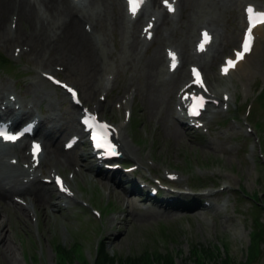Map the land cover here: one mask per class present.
I'll use <instances>...</instances> for the list:
<instances>
[{
	"label": "rangeland",
	"instance_id": "rangeland-1",
	"mask_svg": "<svg viewBox=\"0 0 264 264\" xmlns=\"http://www.w3.org/2000/svg\"><path fill=\"white\" fill-rule=\"evenodd\" d=\"M7 15L8 11H6ZM235 18L236 15L233 12L230 13L227 35L233 38L227 47L237 45L240 37ZM120 44V34L117 31L110 35L107 45V50L112 53L109 55L104 51L109 61L113 57L117 58L118 66V61L120 62L121 59L119 57ZM11 45L9 48H0L1 53L9 60L12 53ZM154 47L156 44L152 50ZM227 47L224 50L226 54L230 51ZM160 52L162 55V48ZM24 60L25 58L21 62L23 63ZM84 63H86L85 60ZM84 63H72V68L66 74L69 79L80 86L82 91H85L87 83H90L87 80ZM217 66L216 61L213 65L215 73L218 71ZM141 68L136 70L138 74L139 72L146 73V68ZM26 69H31V67L21 65L22 71L26 72ZM247 69L252 70L248 66H242L235 73L234 78L243 74L242 71L247 72ZM19 71L17 70V73ZM119 71L117 87L104 102L101 112L108 117L116 118L119 113L114 106L115 100L122 96L130 83L133 82L138 86L134 102L136 122L128 126L125 133L127 143L134 152H131L130 156L125 154L124 158V160L129 159L127 164L135 161L142 163L141 168L137 170L136 177L138 179L148 177L151 169L158 176H164L167 170L176 171L178 169L181 176L187 178L185 182L191 184L198 182L200 179L198 175L207 180L212 179L219 184L226 183L229 178L234 189L231 198L227 200V207H220L222 210H218L215 206L214 208H203L198 196L185 198L181 195L178 204L186 209L185 216L175 214L174 210L168 207L162 208L164 212L154 211L152 206L144 209L143 204L146 202L140 203L138 200L140 196L135 197V202L132 201L131 191H129L132 185L127 183V180L133 177L132 174L127 177L119 172L115 181L110 184L105 178L110 177L109 175L102 172L95 173V170L84 173V170L77 175L75 184L80 191L85 192L82 193L84 199L92 198V203L101 209L102 216L95 215L90 207H85L78 202L69 208L51 205L45 208L39 207L35 218L23 211H17L13 205H0V221H3L0 233L6 236L8 242L0 245V264H58L61 262V256L57 255L58 249L64 250V255L66 259H69L70 264H81L80 253L83 251L87 259L93 263L99 240L104 242L105 250L112 257L118 258V261L121 258L129 260L131 257H140V262L145 263L146 258L141 255L148 251L153 256L157 252L162 255L159 259L155 255L149 263L167 264V257L175 254V264H199L200 260H197L193 254L199 249L203 255L200 258L203 262L200 261L201 264H218L215 259L221 256H225L224 258L230 264L248 262V264H264V240L258 246L261 255L257 259L250 261V255H248L252 230L256 226L254 218L259 217V222L264 225V207L258 211L256 201L252 197L255 193L264 194V157L261 159L259 156L260 144L256 140V133H250L247 123L241 118L236 121L226 120L229 114H220L219 119L214 123L213 140L209 141V137L197 134L194 129H185L173 118L174 94L177 87L172 88V98L168 104L167 100L156 98L153 91L144 86L142 83L144 78L139 79L138 74L137 77L126 75L123 65L120 66ZM28 75L19 78V88L24 89L25 80L30 81L31 78H35ZM214 75L211 71L207 73V78L211 80ZM0 78L5 82L15 81L10 73L2 69H0ZM128 79L132 82H128ZM254 80L256 77L253 76L243 81L253 83ZM237 86L240 92L243 83ZM253 88L256 92L257 88ZM94 96L97 97V94L93 93L91 97L86 96V98L91 101ZM86 98L84 97L85 101H87ZM240 103L242 107L248 102L242 97ZM67 109L73 110L68 105L61 108L62 112ZM222 119L224 125L220 126L218 122ZM251 120L253 123L263 122L259 124L258 129L263 138L262 147H264V97L255 101ZM61 133L62 130L57 129V134ZM145 139L147 142L143 144ZM254 143L256 146L253 148ZM148 145L147 149L144 148ZM84 151L87 155L89 154L87 150ZM78 153L80 150L74 155L77 156ZM151 160L155 161V165L150 163ZM177 184L183 187L185 183L177 182ZM239 184L249 195L241 193ZM137 192L142 194V190ZM218 196L211 197V199L222 204L225 197L224 195ZM145 211L146 214H143L142 212ZM128 260L125 264H129ZM117 264L121 263L117 262Z\"/></svg>",
	"mask_w": 264,
	"mask_h": 264
},
{
	"label": "bare ground",
	"instance_id": "bare-ground-1",
	"mask_svg": "<svg viewBox=\"0 0 264 264\" xmlns=\"http://www.w3.org/2000/svg\"><path fill=\"white\" fill-rule=\"evenodd\" d=\"M95 2L102 5L103 12L98 16L83 13L85 16H88L90 20L92 19L97 23L100 19H108L107 14L109 7L110 9H115V7L121 8L122 5H124L123 0H95ZM71 3H73L71 0H0V36L6 38L7 41L24 37L30 39L36 49L35 55L41 62H43L41 59V52L43 50L51 52L54 57L60 56V53L62 55L65 54L73 62H75V59H78V62L84 63L85 60L86 63H84V65L85 70L88 72V81L92 82L91 87L89 85L84 93L86 96V94L90 93V90H96V78L99 73H101V70L104 69V62L98 57L99 50L91 43L89 36L86 31L82 29L79 20L76 18V13L78 11L75 9L77 6L74 7ZM221 7L222 5H220V3L213 0H185L184 9L186 13H184L182 17L183 20L181 21L179 35L175 33L174 27L168 26V28L172 30V34L174 38H176L175 40L178 42V45L185 46L184 44L187 43V41L191 43L195 38L198 26L195 27L197 20L194 18L198 16L197 19L199 20L203 15L208 14L213 9L216 13L217 9ZM6 11H8L7 16ZM203 11H205V13L201 16L200 14ZM13 12L19 15V26H21L20 24H22V22L29 25L27 30H17L18 32L14 35L10 33V29L8 32V25H6L8 17L10 16V20ZM212 17L214 18L213 15ZM119 18L120 15L116 12V14L110 17V20L113 25L115 24L117 27H123V23ZM238 18L241 20V14H238ZM48 26L50 27L48 28ZM132 36L133 42L130 45L134 46L136 39L135 32L132 33ZM231 38L233 37L229 34L224 36L220 43V51L225 49ZM49 45L54 47H47ZM219 54L220 53H218V55ZM129 55L130 53L125 54V58L129 59ZM147 60L146 65L148 72L146 71L144 74L141 72L137 76L139 79H145L142 83L153 91L156 98L160 97V100H167L166 102L169 104L172 98V88L177 87L178 83L189 74L184 70L183 72L173 75L171 79L165 80L166 71L164 69V57L163 60L161 58L160 44L154 47V51L152 50ZM191 60V58L188 61L186 59V62L188 63ZM213 64L214 60L208 62L206 65L207 69H213ZM213 86L215 87L218 85L213 84ZM66 121H68V119H66ZM69 122L73 130L77 129V122L73 117ZM62 123L65 124V118ZM46 137L49 142L47 151L49 160L55 162L60 161L63 150L57 147L54 140L55 137L51 136L50 132L46 133ZM15 152L19 153V150H15ZM66 158L67 157H65V160ZM20 191L30 196L32 204L40 205L48 202V199H46L47 189L44 187V184H39L36 191H30L28 189H20ZM0 193L8 195L9 191L0 188ZM32 204L28 203L27 205H23V210L30 212L29 208ZM137 213L140 215L139 212ZM142 213L146 214V211ZM2 225L3 221H0V227ZM3 238H5L4 241L2 240ZM6 240V236L0 233V245L1 243L7 244L8 242Z\"/></svg>",
	"mask_w": 264,
	"mask_h": 264
},
{
	"label": "trees",
	"instance_id": "trees-1",
	"mask_svg": "<svg viewBox=\"0 0 264 264\" xmlns=\"http://www.w3.org/2000/svg\"><path fill=\"white\" fill-rule=\"evenodd\" d=\"M259 221V220H258ZM257 221V223H260V222H258ZM258 227H257V231H256V234H255V240H254V243H253V251H254V254H253V252L251 253V254H253V257H256L257 255H258V253H260V251H258V246H259V242L260 241H262V240H264V228L260 225H257ZM64 251V250H63ZM67 252V251H66ZM65 253V252H64ZM69 253V252H68ZM198 253V252H197ZM195 251L193 252V254L195 255V257L197 258V260H200L201 261V255L200 254H197ZM149 256V255H148ZM205 256V255H204ZM159 257H161L160 255H159ZM150 258H151V255H150ZM221 259H215V260H217V262H218V264H229V263H227V260H224V258L221 256L220 257ZM140 257L138 258V257H131V258H129V261H130V264H143V263H141L140 262ZM65 258H63L62 260H61V262L59 263V264H66V262H65ZM128 259H122L120 262H121V264H123L124 262H126ZM151 259H149V257H148V261H150ZM200 261H198L199 262V264H201L200 263ZM108 262H111L112 264H116V258L115 257H112L109 253H108V251H106L105 249H104V247H102V249H101V253H100V256H99V258H98V262H97V264H107ZM223 262V263H222ZM149 264H151V263H149ZM167 264H175V258L174 257H172L171 255H169L168 257H167ZM245 264H247V263H245Z\"/></svg>",
	"mask_w": 264,
	"mask_h": 264
},
{
	"label": "snow or ice",
	"instance_id": "snow-or-ice-1",
	"mask_svg": "<svg viewBox=\"0 0 264 264\" xmlns=\"http://www.w3.org/2000/svg\"><path fill=\"white\" fill-rule=\"evenodd\" d=\"M140 2H141V0H129L130 6H132L133 12H135L136 7L139 6ZM164 2L167 4L168 0H164ZM248 10H249V12L253 11V9L251 7ZM255 16L259 17L261 22H264V12L255 13ZM205 36H207V33H205ZM248 43H249V41L246 39L245 40V48L246 49L248 47ZM172 55L174 56L175 54L173 53ZM237 55L239 56V55H241V53H238ZM232 63H234V61H232V59L229 58V64H232ZM196 75L199 76V73H196ZM198 82L202 83V81H199V80H198ZM73 91H75V90L73 89ZM198 100H199V103L194 106V110L196 108H199L202 106L203 97H199ZM0 135L4 136L6 139H16V137L19 135V133H9L7 131H0ZM34 145H35V142H34ZM38 147H39L38 145H35L34 150H36Z\"/></svg>",
	"mask_w": 264,
	"mask_h": 264
}]
</instances>
